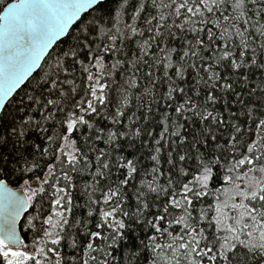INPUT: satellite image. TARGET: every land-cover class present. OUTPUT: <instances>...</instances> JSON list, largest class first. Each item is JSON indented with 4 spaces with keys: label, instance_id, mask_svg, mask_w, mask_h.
<instances>
[{
    "label": "snow or ice",
    "instance_id": "snow-or-ice-1",
    "mask_svg": "<svg viewBox=\"0 0 264 264\" xmlns=\"http://www.w3.org/2000/svg\"><path fill=\"white\" fill-rule=\"evenodd\" d=\"M0 264H264V0L7 3Z\"/></svg>",
    "mask_w": 264,
    "mask_h": 264
},
{
    "label": "rangeland",
    "instance_id": "rangeland-1",
    "mask_svg": "<svg viewBox=\"0 0 264 264\" xmlns=\"http://www.w3.org/2000/svg\"><path fill=\"white\" fill-rule=\"evenodd\" d=\"M8 3V0H0V12L4 8V6Z\"/></svg>",
    "mask_w": 264,
    "mask_h": 264
},
{
    "label": "water",
    "instance_id": "water-1",
    "mask_svg": "<svg viewBox=\"0 0 264 264\" xmlns=\"http://www.w3.org/2000/svg\"><path fill=\"white\" fill-rule=\"evenodd\" d=\"M11 2H15V0H12V1L8 2V3H11ZM5 6H6V5H5ZM5 6H4V7H5ZM2 11H3V9H2ZM2 11H1V12H2Z\"/></svg>",
    "mask_w": 264,
    "mask_h": 264
},
{
    "label": "trees",
    "instance_id": "trees-1",
    "mask_svg": "<svg viewBox=\"0 0 264 264\" xmlns=\"http://www.w3.org/2000/svg\"><path fill=\"white\" fill-rule=\"evenodd\" d=\"M10 1H12V0H8V2H10ZM15 186V185H14ZM29 243H30V240H29Z\"/></svg>",
    "mask_w": 264,
    "mask_h": 264
}]
</instances>
